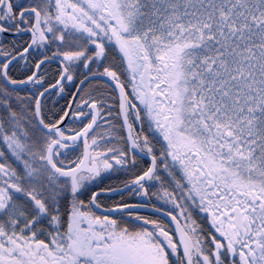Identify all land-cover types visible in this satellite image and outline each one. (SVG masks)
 Returning a JSON list of instances; mask_svg holds the SVG:
<instances>
[{
  "label": "snow or ice",
  "instance_id": "1",
  "mask_svg": "<svg viewBox=\"0 0 264 264\" xmlns=\"http://www.w3.org/2000/svg\"><path fill=\"white\" fill-rule=\"evenodd\" d=\"M0 264H264V0H0Z\"/></svg>",
  "mask_w": 264,
  "mask_h": 264
}]
</instances>
